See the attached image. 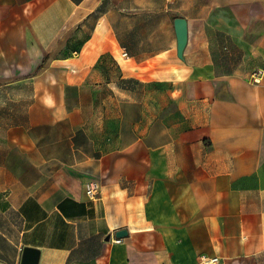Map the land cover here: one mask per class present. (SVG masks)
I'll list each match as a JSON object with an SVG mask.
<instances>
[{"label":"crops","instance_id":"0c3cea01","mask_svg":"<svg viewBox=\"0 0 264 264\" xmlns=\"http://www.w3.org/2000/svg\"><path fill=\"white\" fill-rule=\"evenodd\" d=\"M25 249L264 264V0H0V264Z\"/></svg>","mask_w":264,"mask_h":264},{"label":"water","instance_id":"95a60500","mask_svg":"<svg viewBox=\"0 0 264 264\" xmlns=\"http://www.w3.org/2000/svg\"><path fill=\"white\" fill-rule=\"evenodd\" d=\"M175 33L177 39V55H182L183 48L187 42V28L186 21L182 18H176L174 20ZM126 230H119L116 232V236L121 237L125 235ZM38 253L36 250L25 249L23 253L22 264H36Z\"/></svg>","mask_w":264,"mask_h":264},{"label":"built area","instance_id":"2783aa9c","mask_svg":"<svg viewBox=\"0 0 264 264\" xmlns=\"http://www.w3.org/2000/svg\"><path fill=\"white\" fill-rule=\"evenodd\" d=\"M261 74L259 71L253 73V82L258 83L260 81ZM86 193L90 197L96 195V184L94 182L87 184ZM218 262L217 257L199 256L195 264H216Z\"/></svg>","mask_w":264,"mask_h":264}]
</instances>
